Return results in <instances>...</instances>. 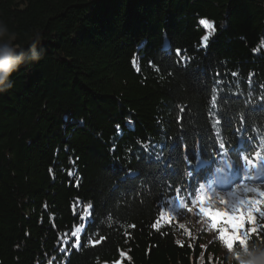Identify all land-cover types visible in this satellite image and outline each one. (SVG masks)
Instances as JSON below:
<instances>
[{
	"label": "trees",
	"instance_id": "1",
	"mask_svg": "<svg viewBox=\"0 0 264 264\" xmlns=\"http://www.w3.org/2000/svg\"><path fill=\"white\" fill-rule=\"evenodd\" d=\"M0 21L24 53L0 91V264H235L167 218L168 185H215L217 135L264 161V0H0Z\"/></svg>",
	"mask_w": 264,
	"mask_h": 264
},
{
	"label": "snow or ice",
	"instance_id": "2",
	"mask_svg": "<svg viewBox=\"0 0 264 264\" xmlns=\"http://www.w3.org/2000/svg\"><path fill=\"white\" fill-rule=\"evenodd\" d=\"M200 23L209 29L213 28V25L206 20H202ZM208 39L209 37H204L205 42ZM176 54L180 56L181 50L177 49ZM242 128L243 121H241V127L236 129L237 135L243 134ZM248 140H253V137L249 136ZM201 147V145H197L195 148L197 157H199ZM204 147L215 159V173L221 183L227 181L234 166L240 165L241 161L243 162V178L238 182L231 183L224 190L212 184L205 185L199 181H194L192 179L193 173L185 169L187 179L181 181L183 187L173 188L172 184L168 185L170 192L174 191L175 196L173 199H169L167 204L172 205L179 201L180 208L192 213L193 207H189V203L195 205L198 201V213L208 218L212 228H217V217L225 219L226 225L219 228V239L228 251H232L234 248L247 247L250 237L259 236L264 231V182H262L264 161L254 159V157H259V152L253 150L251 153L245 154L243 150L234 147L231 141L219 135L210 138V142ZM188 152L186 150L183 156L185 164L190 166L192 161L188 157ZM205 187L217 198L214 202L223 207L213 210L211 206L205 205V197L200 195ZM182 195L184 200L181 199ZM185 200L187 202H184ZM152 227L155 228L156 224H152ZM228 231L231 232V235L225 234Z\"/></svg>",
	"mask_w": 264,
	"mask_h": 264
},
{
	"label": "clouds",
	"instance_id": "3",
	"mask_svg": "<svg viewBox=\"0 0 264 264\" xmlns=\"http://www.w3.org/2000/svg\"><path fill=\"white\" fill-rule=\"evenodd\" d=\"M8 31L7 25L0 21V91L12 87L9 77L24 61V53L18 51V45L3 41ZM10 40H15V36H10ZM37 58L33 50L32 59ZM229 260L235 264H264V244L250 243L247 247L237 248L230 252Z\"/></svg>",
	"mask_w": 264,
	"mask_h": 264
},
{
	"label": "rangeland",
	"instance_id": "4",
	"mask_svg": "<svg viewBox=\"0 0 264 264\" xmlns=\"http://www.w3.org/2000/svg\"><path fill=\"white\" fill-rule=\"evenodd\" d=\"M209 23V22H208ZM211 24V23H210ZM262 182H264V178H262ZM234 183V182H232ZM221 188V187H220ZM222 189V188H221ZM226 190V189H224ZM217 198L213 196V194H210L207 199L205 200L206 206H211L213 210H216L218 208L223 207L222 205L215 203L214 201ZM179 201L175 204L168 205L170 206L169 210H167L168 213H166L167 218L170 216H173V212L175 213V216L179 217L178 219L182 220L186 224V229L190 230L193 227V231H201L202 229L206 232L207 238L212 239H219V228L224 227L226 225V221L223 217H217V228L211 227V222L208 220L206 216H203L202 214L198 213L199 208V202H197L195 205H191L189 207H193V212L188 213L186 209H182L179 207ZM174 208L176 210L174 211ZM81 230V229H80ZM226 235H231V232L228 231L225 233ZM222 247V254L230 255L231 251H228L223 245Z\"/></svg>",
	"mask_w": 264,
	"mask_h": 264
}]
</instances>
